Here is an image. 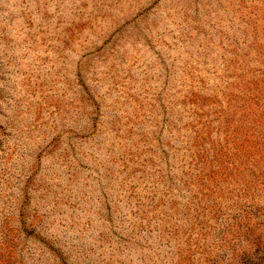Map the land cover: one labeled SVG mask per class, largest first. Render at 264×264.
<instances>
[{
    "label": "rangeland",
    "instance_id": "obj_1",
    "mask_svg": "<svg viewBox=\"0 0 264 264\" xmlns=\"http://www.w3.org/2000/svg\"><path fill=\"white\" fill-rule=\"evenodd\" d=\"M0 264H264V0H0Z\"/></svg>",
    "mask_w": 264,
    "mask_h": 264
}]
</instances>
